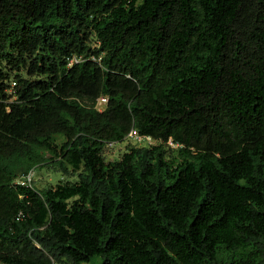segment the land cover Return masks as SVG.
I'll return each mask as SVG.
<instances>
[{
  "label": "trees",
  "instance_id": "obj_1",
  "mask_svg": "<svg viewBox=\"0 0 264 264\" xmlns=\"http://www.w3.org/2000/svg\"><path fill=\"white\" fill-rule=\"evenodd\" d=\"M0 264H264V0H0Z\"/></svg>",
  "mask_w": 264,
  "mask_h": 264
},
{
  "label": "rangeland",
  "instance_id": "obj_2",
  "mask_svg": "<svg viewBox=\"0 0 264 264\" xmlns=\"http://www.w3.org/2000/svg\"><path fill=\"white\" fill-rule=\"evenodd\" d=\"M132 141L135 142L132 138H126L125 140L118 141L113 146H107L104 150L106 160H113V159L119 158V156L125 150L126 144L132 143ZM178 146L179 145L174 146L170 142L168 143L167 145L168 157L173 158L176 156ZM65 178L72 179L74 178V176H69L68 174H64L63 172L55 171L53 169H49L46 167L45 168L37 167L35 179L33 180V184L36 187H49V186H54L57 183H60V180L65 179Z\"/></svg>",
  "mask_w": 264,
  "mask_h": 264
},
{
  "label": "built area",
  "instance_id": "obj_3",
  "mask_svg": "<svg viewBox=\"0 0 264 264\" xmlns=\"http://www.w3.org/2000/svg\"><path fill=\"white\" fill-rule=\"evenodd\" d=\"M79 59L80 58L72 57L70 58L69 63L71 64L72 62L78 61ZM107 102H108V98L106 96H102L98 98L96 106L98 109H102ZM127 138H132L135 142L143 145H152L158 142V140L155 139L153 136L142 134L138 132L135 128H131L129 130ZM169 142L174 146L179 145L178 143L174 144L172 141ZM116 143L117 142H109L107 146H113ZM35 175H36V168H33L29 170L27 173H24L23 175L18 177L16 179V182L22 185L31 186L33 184V180L35 179Z\"/></svg>",
  "mask_w": 264,
  "mask_h": 264
}]
</instances>
